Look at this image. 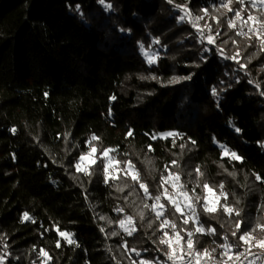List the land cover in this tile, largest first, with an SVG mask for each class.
<instances>
[{"label":"trees","instance_id":"obj_1","mask_svg":"<svg viewBox=\"0 0 264 264\" xmlns=\"http://www.w3.org/2000/svg\"><path fill=\"white\" fill-rule=\"evenodd\" d=\"M105 4L111 9L100 0H0V264H41V250L48 253L45 264L167 263V246L159 242L164 217L144 207L153 201L121 171L124 163L105 173L100 157L109 148L116 160L132 162L153 196L169 172L189 190L197 179L216 195L223 185L227 199L220 197L217 211L197 207L200 223L216 230L196 234L198 249L217 250L224 236L237 244L246 230L264 239L257 228L264 225V48L227 26L236 11L247 16V6L238 0ZM177 5L196 16L207 10L202 25L214 43L197 40ZM168 132L180 135L160 137ZM221 144L242 160L224 154ZM92 147L95 163L77 171ZM162 203L165 217L194 228ZM223 204L240 215L225 213ZM129 216L132 235L119 225ZM236 221L241 231L233 237Z\"/></svg>","mask_w":264,"mask_h":264},{"label":"snow or ice","instance_id":"obj_2","mask_svg":"<svg viewBox=\"0 0 264 264\" xmlns=\"http://www.w3.org/2000/svg\"><path fill=\"white\" fill-rule=\"evenodd\" d=\"M169 2H171V0H169ZM241 2H243V0H241ZM260 2L261 4H264V0H260ZM100 3L104 4L107 9H111L112 7L111 4H105V0H100ZM230 3L231 0H227V4ZM227 4H225L224 6H227ZM177 7L179 8L181 6L177 5ZM252 7H256L255 0H252ZM77 10H79V5H77ZM228 10L232 11L230 7ZM205 12H207V10H205ZM200 18L201 17H198L197 19ZM180 19L182 20L183 17H180ZM235 20L243 21V25H248L249 21L253 22L254 24H258V27H249V32L256 34V38L261 42V47L264 48V20H261L259 17L253 16L251 14L248 15L247 20H244L241 16V11L235 12ZM235 20H229L228 23L230 28L235 27ZM236 35H247V33H244L243 28H241V30L236 32ZM207 39L209 44L214 43V39L212 36H209ZM141 48L143 49V46H141ZM152 62V60H149V63ZM241 67L244 66L241 65ZM213 94L215 95V90H213ZM235 130L237 132L240 131L239 128H236ZM12 131L15 132V129H12ZM127 135L131 136L132 132L129 131ZM178 135L180 134L175 132H168L162 134V138L175 137ZM97 139L98 138L95 136L92 137V140ZM192 143L195 142L193 141ZM181 147H183V145ZM219 147L221 148L222 152L230 156L231 159L242 160V157L238 156L235 152L230 151L225 145L221 144L219 145ZM262 147H264V145H262ZM149 150L151 151L150 146ZM96 151L97 149L95 147H92L90 153H88L87 155L91 156L92 154L96 153ZM115 151L116 149H104L101 154L100 158L106 161L104 169L105 173L107 174L108 166L110 164L115 163L119 165L121 163H124L125 167L121 169V171H123L126 176H130L133 182L139 183V187L143 190L145 197L153 201L152 205L145 204L144 207H151V209L155 212L156 219L159 220L161 219V217H164L159 225V229L163 232V236L160 238L159 242L160 244L167 246L165 255L167 256V259L169 261H172V264H229V261H233V264H245V261H247L248 264H255V259H260L259 256H256L255 259L248 261V255L250 254V251L253 247L264 249V239H256L253 236L254 230L243 231L239 235V243L237 244L229 243L227 236L222 237L224 243L217 245V248L223 249L220 260H216V258L213 256L216 248H212L211 250L207 248L200 250L197 248V244H199V240L195 238L197 233L208 235H215L216 233V230L214 228L206 229L205 226L200 223V218L197 213V207H202L205 213H214L215 211H217V208L215 206L210 205L208 194H212V196L215 198L216 204H219V199L221 196L224 197V199H227V193L223 191L222 184L220 185L221 191L219 195H216L214 188L210 187L207 182L201 185L199 179L193 182L194 186L191 190H189L186 187V184L181 182L179 174L169 172L167 176H161L160 178L159 189H162V191H158V193L153 196L149 192L148 185L140 180V174L135 169V166L130 160L121 162L116 160L115 156L109 155L110 153ZM79 159L81 162H83L86 159V155H81ZM76 169L77 171H86L81 167V163L76 164ZM196 173L198 177L203 175L199 168L196 169ZM256 179L260 180L261 177L257 175ZM198 187L201 188L205 193L203 197L197 194L196 188ZM202 199L203 204L200 203ZM162 200L167 201V204L170 205L172 209H174V212L172 213L173 216L179 214L182 225H188L191 222L194 225V228L185 229L183 227H178L175 220H170L165 217V211H167L168 209L166 205L162 203ZM220 207H222L224 212L228 213L229 215H231L233 211H235L227 204L220 205ZM117 211H122V209H117ZM235 214L239 216L240 212L235 211ZM141 216H143V213H141ZM25 219H29L27 213H25ZM126 220L129 225L132 224V217L129 216L121 219L119 221V225L121 228H123L127 235H132V233L135 231V228H125L124 225ZM241 225L242 221L235 222V231L232 232L233 237L237 236V233L241 231ZM165 228L171 229V235H169L168 231L164 230ZM257 228L264 232V225L257 224ZM101 231H103V229H101ZM181 233H184V235H182ZM59 235L68 239V243H74V241L70 238V233L59 232ZM113 235H116V233H113ZM185 236L187 237V239H185ZM165 237H167V239H165ZM241 245L246 246L244 247L243 251L233 253V249L239 248ZM57 247H59V244H57ZM133 251L135 250L133 249ZM41 254L45 257L48 256V253L44 252L43 250H41ZM136 255L139 256L140 253L137 252ZM223 257H227L228 259L224 260ZM242 257L244 258L243 260L241 259ZM140 264H151V262L141 260Z\"/></svg>","mask_w":264,"mask_h":264},{"label":"rangeland","instance_id":"obj_3","mask_svg":"<svg viewBox=\"0 0 264 264\" xmlns=\"http://www.w3.org/2000/svg\"><path fill=\"white\" fill-rule=\"evenodd\" d=\"M238 1H241V0H238ZM169 3L171 4V2H169ZM242 3H244L245 7L247 6V8H248V11L245 10L247 12L246 14H248V15L251 14L253 16L259 17L261 20H264V4H261L260 0H255L256 7H252V0H243ZM181 9L183 11L181 12V16L180 17H183V19L181 20L180 17H179V20L182 23H184V19H185V22H186L187 26L189 27L191 32L194 34V36L197 38V40L202 45H206V42L208 41L207 38L209 36L214 37L213 35H210L209 29H206L202 25V19H203L204 16L207 17V12L202 11V14L200 16H196L190 10H188V8L186 6L185 7H181ZM248 15L245 16L243 19L247 20ZM198 17H201V18L197 19ZM229 20H235V16L234 17H232V16L228 17L227 26H228V28L230 30H233V31L237 32V31L241 30V28H243V32L247 33V35H240V37L245 38V39L256 37V34H253L252 32H249V27H258V24H254L253 22L249 21L248 25H243V21L235 20V27L230 28L229 27V23H228ZM140 52H141L142 56L145 57L146 61H149V60L154 61V59L152 57V53H150L148 51H145L144 49H141ZM160 137H162V135H160ZM88 153H90V150L88 151ZM96 158H97L96 153L92 154L91 156H88L86 154V159L83 162H81L79 160L78 163H81V167L86 170L89 166H92L95 163ZM109 167H110V165L108 166V172H107L108 176H110L112 174L111 173V168L109 169ZM208 195H209V199H210V205L211 206H216L215 198L212 196V194H208ZM124 227L125 228H131V227H133V225L132 224L129 225V223L126 220ZM121 229H122V231H124L123 228H121ZM165 239H167V237H165ZM263 250L264 249L254 247V248L251 249L250 254L252 252H255V251H263ZM46 262H47V258L45 256H43V262H41V264H45ZM146 262H148V261H146Z\"/></svg>","mask_w":264,"mask_h":264},{"label":"built area","instance_id":"obj_4","mask_svg":"<svg viewBox=\"0 0 264 264\" xmlns=\"http://www.w3.org/2000/svg\"><path fill=\"white\" fill-rule=\"evenodd\" d=\"M223 249L222 248H218L216 250V252L213 253V256L216 258V260H220L221 259V253H222ZM256 256H259L260 259H255ZM224 260H227V257H223ZM234 259V257H233ZM242 260L244 259L243 257L241 258ZM255 259V264H264V250L263 251H255L252 252L251 254L248 255V261H251ZM166 264H172V261H169L168 259ZM229 264H233V261H229ZM245 264H248L247 261H245Z\"/></svg>","mask_w":264,"mask_h":264}]
</instances>
